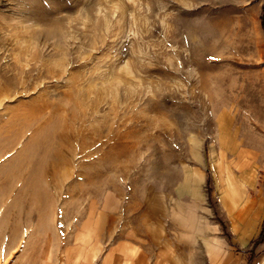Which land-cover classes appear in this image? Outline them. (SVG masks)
Listing matches in <instances>:
<instances>
[{
    "label": "rangeland",
    "instance_id": "374dc122",
    "mask_svg": "<svg viewBox=\"0 0 264 264\" xmlns=\"http://www.w3.org/2000/svg\"><path fill=\"white\" fill-rule=\"evenodd\" d=\"M263 191L255 0H0V264H248Z\"/></svg>",
    "mask_w": 264,
    "mask_h": 264
},
{
    "label": "crops",
    "instance_id": "0c3cea01",
    "mask_svg": "<svg viewBox=\"0 0 264 264\" xmlns=\"http://www.w3.org/2000/svg\"><path fill=\"white\" fill-rule=\"evenodd\" d=\"M255 1L257 5V10L260 13V19H261V25H262V18L264 19V0H255ZM240 184L241 186H243L242 183ZM238 186H239V183H238ZM243 188L245 187L243 186ZM243 188L242 190L244 191ZM243 193L242 195L240 193L239 198L242 199L240 202H239V199H235L236 201L234 200L235 202L233 203V209L231 212L233 213L235 210H237L235 214L236 215L235 219L238 221L237 223L239 226L237 225V227L241 230L240 235L243 237V239H240L242 241V244L250 245V244H253L254 241L258 238L261 232L262 224L264 222V191L260 192V195L254 199L253 198L249 199L248 197H245ZM207 247H208V250H212L211 244L207 243ZM258 247L262 249L261 250L262 254L259 256V259L264 261V242L258 245ZM169 249L171 250L172 247H170ZM178 252H179L177 253L178 256L173 255V257H171V259L173 258L174 260H177L176 264H178L179 259L185 256V253L181 251L180 248ZM181 254L182 256L180 257ZM259 264H263V263L261 262Z\"/></svg>",
    "mask_w": 264,
    "mask_h": 264
},
{
    "label": "trees",
    "instance_id": "16d2710c",
    "mask_svg": "<svg viewBox=\"0 0 264 264\" xmlns=\"http://www.w3.org/2000/svg\"><path fill=\"white\" fill-rule=\"evenodd\" d=\"M262 25L264 26V19L262 18ZM264 242V222L262 224V228H261V232L258 236V238L254 241L253 243V248L251 249L250 251V257H249V260H248V264H251L252 263V260H253V255H254V250L255 248L262 244Z\"/></svg>",
    "mask_w": 264,
    "mask_h": 264
},
{
    "label": "bare ground",
    "instance_id": "6f19581e",
    "mask_svg": "<svg viewBox=\"0 0 264 264\" xmlns=\"http://www.w3.org/2000/svg\"><path fill=\"white\" fill-rule=\"evenodd\" d=\"M18 230V229H17Z\"/></svg>",
    "mask_w": 264,
    "mask_h": 264
}]
</instances>
